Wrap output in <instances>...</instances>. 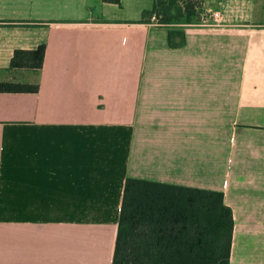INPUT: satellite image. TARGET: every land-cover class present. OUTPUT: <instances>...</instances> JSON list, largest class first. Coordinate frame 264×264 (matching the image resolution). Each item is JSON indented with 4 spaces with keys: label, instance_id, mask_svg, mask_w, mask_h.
I'll return each mask as SVG.
<instances>
[{
    "label": "crops",
    "instance_id": "0c3cea01",
    "mask_svg": "<svg viewBox=\"0 0 264 264\" xmlns=\"http://www.w3.org/2000/svg\"><path fill=\"white\" fill-rule=\"evenodd\" d=\"M258 1L219 0L172 47L153 0H0V82L37 85L0 92V264H112L127 179L221 192L229 264H264Z\"/></svg>",
    "mask_w": 264,
    "mask_h": 264
},
{
    "label": "trees",
    "instance_id": "16d2710c",
    "mask_svg": "<svg viewBox=\"0 0 264 264\" xmlns=\"http://www.w3.org/2000/svg\"><path fill=\"white\" fill-rule=\"evenodd\" d=\"M119 3L120 0H102ZM195 0H153L145 16L169 27L172 47L184 43L179 25L198 24ZM45 45L15 50L11 68H41ZM37 85L0 82V92H36ZM152 183L127 179L112 264H229L233 216L221 192L168 187L138 191Z\"/></svg>",
    "mask_w": 264,
    "mask_h": 264
},
{
    "label": "rangeland",
    "instance_id": "374dc122",
    "mask_svg": "<svg viewBox=\"0 0 264 264\" xmlns=\"http://www.w3.org/2000/svg\"><path fill=\"white\" fill-rule=\"evenodd\" d=\"M197 7H196V11H197V15L199 17V23L198 24H213L214 23V18H216L215 16V12L219 9H221V5L219 4V0H214L212 3L209 0H195ZM206 1H208L209 3H206ZM255 1L254 3H258V0H253ZM213 7L212 11H208L207 9L209 7Z\"/></svg>",
    "mask_w": 264,
    "mask_h": 264
},
{
    "label": "built area",
    "instance_id": "2783aa9c",
    "mask_svg": "<svg viewBox=\"0 0 264 264\" xmlns=\"http://www.w3.org/2000/svg\"><path fill=\"white\" fill-rule=\"evenodd\" d=\"M214 14H215L216 17H218V15H219V14H218V11H216Z\"/></svg>",
    "mask_w": 264,
    "mask_h": 264
}]
</instances>
